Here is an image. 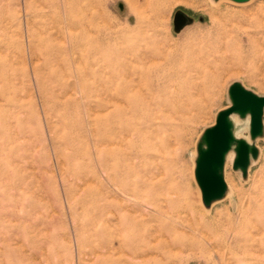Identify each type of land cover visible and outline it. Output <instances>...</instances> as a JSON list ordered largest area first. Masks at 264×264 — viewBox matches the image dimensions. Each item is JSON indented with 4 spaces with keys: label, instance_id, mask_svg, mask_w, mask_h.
I'll list each match as a JSON object with an SVG mask.
<instances>
[{
    "label": "rangeland",
    "instance_id": "1",
    "mask_svg": "<svg viewBox=\"0 0 264 264\" xmlns=\"http://www.w3.org/2000/svg\"><path fill=\"white\" fill-rule=\"evenodd\" d=\"M244 7L0 0V264H259L264 138L246 179L229 160L231 194L210 209L194 177L198 142L230 105L229 87L264 96V13L239 15ZM104 86L128 105L104 107ZM188 92V109L165 119ZM233 119L244 135L249 121ZM179 185L189 208L174 202ZM173 202L170 212L185 213L175 224L187 225L190 210L199 221L195 234L177 232L178 245L161 236ZM121 214L131 217L123 232ZM230 215L244 242L228 248L226 228L205 220Z\"/></svg>",
    "mask_w": 264,
    "mask_h": 264
},
{
    "label": "water",
    "instance_id": "2",
    "mask_svg": "<svg viewBox=\"0 0 264 264\" xmlns=\"http://www.w3.org/2000/svg\"><path fill=\"white\" fill-rule=\"evenodd\" d=\"M222 0H213L218 3ZM244 4L251 0H227ZM177 28L186 25L181 15ZM230 105L218 112L215 124L204 130L194 160V177L200 190L203 205L213 204L228 197L229 186L225 178L227 156L234 150L233 170L247 178L254 163L259 160L258 142L264 138V96L256 94L242 83L235 82L228 91ZM233 117L249 121L244 135L237 136Z\"/></svg>",
    "mask_w": 264,
    "mask_h": 264
},
{
    "label": "bare ground",
    "instance_id": "3",
    "mask_svg": "<svg viewBox=\"0 0 264 264\" xmlns=\"http://www.w3.org/2000/svg\"><path fill=\"white\" fill-rule=\"evenodd\" d=\"M225 1H227V0H225ZM252 1L253 0H251V1H249V2H247V3H244V4H239V3H234V5L236 6H247L248 4H250V3H252ZM255 1V0H254ZM175 2V1H174ZM178 2V1H177ZM135 3V2H134ZM219 3V2H218ZM216 5V4H215ZM218 6V5H217ZM249 6V5H248ZM240 8V10L238 11V13H239V15H249V14H254V18L253 19H255V17H257L256 16V14L258 13H264V1H261V2H259V3H257V4H255V6L253 7V6H251V8L250 9H247V7L246 8ZM253 7V8H252ZM66 14H67V12H66V10H64L63 11V15H65L66 16ZM259 15H261V14H259ZM218 17V16H217ZM252 19V18H251ZM215 21V20H214ZM213 21V24L216 22H214ZM62 25V24H61ZM214 26H215V24H214ZM72 26L70 25L69 26V28H71ZM77 32V31H76ZM71 42V41H70ZM229 44V43H228ZM256 45V44H255ZM230 46V45H229ZM257 46V45H256ZM255 46V50H258V46L256 47ZM157 60V59H156ZM157 62V61H156ZM126 79V78H125ZM132 79V78H131ZM130 80V79H129ZM161 85V83H160V81H157V86H160ZM164 85H166L165 84V82L163 83V86ZM180 88H176V90L173 92L174 94L175 93H177V91L179 90ZM123 91V90H122ZM173 93H172V96H174L173 95ZM101 94H102V98H101V102H102V105L104 106V107H108L109 106V104L110 105H123V106H126V105H128V101L125 99V100H123L122 101V99L120 98V97H115V96H112L111 95V93L109 92V89L106 87V86H104L103 88H102V92H101ZM176 100H175V103L174 102H170V104L168 105V106H165L164 107V111H163V117L165 118V119H172V117H173V115H174V113L176 114H181V113H184L185 112V110H187L188 109V103H187V101L189 100V99H191L192 98V95L188 92V94H185L184 95V97L182 98L183 100H182V102H180V98H178L177 96H175L174 97ZM173 113V114H172ZM233 121H234V119H233ZM234 123H235V121H234ZM235 133L237 134V127H236V124H235ZM103 146V145H102ZM234 157H235V151L233 150L228 156H227V161H226V165H227V163L229 162V160L231 159V158H233V160H234ZM226 165H225V168H226ZM120 195L122 196V197H125V198H127L129 201H132V202H135V199L137 198V196H136V194L133 192V191H131V192H129V191H126V190H124V189H120ZM174 194L175 195H177L178 196V198L179 199H174V202H182V200L185 202L184 204V206H183V208L185 207V208H189V205H188V202H189V200H187V197H188V195L186 194V193H184V190H183V187L182 186H178L177 187V189L176 190H174ZM230 194H231V189H229L228 190V193H227V195H228V197L230 196ZM233 194H234V192H233ZM230 199V198H229ZM173 202V204L171 205V206H169L168 207V211L166 212L167 213V217L168 218H171V220H172V225H165V224H163V225H161V236L163 237V238H165L166 240H169L170 239V241H171V243H173V244H176V245H178V244H181L182 243V239L179 237V235L177 234V232L180 230H182V234L184 235V234H186L187 233V231H191L192 233H194L195 234V232H196V230H198L199 228H197V226L199 225V221H198V219L196 218V216H195V212L194 211H192V210H190V212H187L188 214H187V217H188V219H189V223L187 224V225H184V224H182L181 226H179V225H177V224H175L174 222H176L177 220L176 219H178V220H180V219H182V216H181V214H183L182 213V211H176V212H170V211H172V206H175L176 205V203H174ZM180 204H178V206H179ZM134 206V205H133ZM145 207H147V205L145 206ZM237 208V207H236ZM243 208V207H242ZM194 209H195V207H194ZM120 211H122V212H130L131 210L127 207V204H124V203H121V208H120ZM236 211H237V209H236ZM185 214V213H184ZM183 214V215H184ZM131 218V217H130ZM130 218H126L125 216H124V214H121V216H120V219H119V225H120V227H121V231L123 232L124 230H125V228H126V222L127 221H129L130 220ZM157 219V218H156ZM206 224L208 223V225H211V226H214V225H216L217 226V228H219V227H221V228H226V230H227V237H226V239H225V244L227 245V247L228 248H230L231 247V245H233L234 243L235 244H237V243H241V242H244V239H241V236H239V232H237L235 229H233V227L235 226V223H236V221H237V219L236 218H234V216L233 215H230V216H227L225 219L223 218V217H219L218 219H216V220H214V219H209V218H206ZM178 222V221H177ZM178 223H180V222H178ZM107 233H109V232H107ZM180 233V232H179ZM157 240V239H156ZM124 245V243L122 242L121 243V246H123ZM111 250V249H110ZM260 257V256H259ZM264 258L263 257H260V260H263ZM259 260V258H258V263L259 264H264V261H260ZM244 262H247L246 260H244Z\"/></svg>",
    "mask_w": 264,
    "mask_h": 264
}]
</instances>
